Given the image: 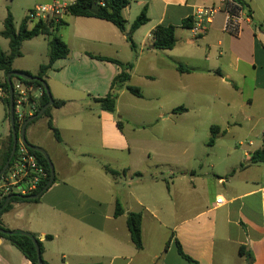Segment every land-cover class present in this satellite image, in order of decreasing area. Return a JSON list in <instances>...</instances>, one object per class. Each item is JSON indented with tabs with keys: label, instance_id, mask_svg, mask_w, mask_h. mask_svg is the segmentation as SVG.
<instances>
[{
	"label": "crops",
	"instance_id": "1",
	"mask_svg": "<svg viewBox=\"0 0 264 264\" xmlns=\"http://www.w3.org/2000/svg\"><path fill=\"white\" fill-rule=\"evenodd\" d=\"M75 1L36 0L34 6L54 2L70 6ZM241 1L245 4L247 21L239 36H231L224 30L228 0H132L123 12L127 22L125 32L98 18L65 15L66 35L60 34L63 26L57 31L68 45L70 55L56 61L46 78L53 98L66 103L51 112L62 141H56L50 131L57 145L49 144L47 149L37 139H27L30 126L26 131L28 143L49 155L56 182L60 178V183L55 182L38 202L13 203L0 217L3 227L36 235L43 244L42 258L47 264H189L179 255L177 242L199 264H264V163L250 162L251 153L264 149V0ZM145 8L149 22L131 35L136 46L134 51L128 34ZM201 8H214L216 14L206 35L194 39L183 23L194 18ZM31 10L33 7L27 12ZM160 25L176 28L174 49H155L153 31ZM32 27L29 22V28ZM92 56L133 63L129 85L143 90L154 86L162 89L150 95L142 91L143 97L137 98L150 102L169 100L173 105L167 117L177 115L173 113L177 108L184 107L186 111L178 114H186L190 111L188 106L205 102L228 109L227 118L232 122L227 121L229 132L238 127L247 128L248 139L239 148L222 146V151L227 149L223 156L214 160L209 156L208 162L200 163V169L216 170L219 166L227 169L224 175L215 173L213 180L210 175H204L212 183L210 191H204L207 179L203 175L196 171H192L191 176L181 173L179 179L183 184L177 191L180 204L164 209L163 203L173 201L178 178H172L167 197L160 198L155 191L151 194L134 191L128 178L141 176L135 166H121L126 173L113 177L105 167L119 171L116 159L93 164L70 159L67 149L79 152L83 146L78 137L82 134L89 137L96 148L120 149V132L110 113L102 111L94 100L110 93L112 82L122 68ZM179 64L190 72L180 73ZM40 66L33 76L38 74ZM13 69L30 73L26 69ZM127 92L122 90L118 101ZM179 105L182 106L175 107ZM94 106L101 114L94 113ZM61 114L68 118L61 121ZM45 119L47 125L48 119ZM85 122L90 123L86 128L82 126ZM31 126L33 136L35 123ZM11 132L10 126L0 140V166ZM67 132L75 138L67 140ZM254 134L256 140L252 139ZM224 135L227 132L220 128L217 140L225 138ZM211 146L214 150L217 142ZM63 158L70 164L69 172L64 169ZM98 164H101L103 184L92 191L79 187L80 180L77 183L74 180L75 172L79 174L82 170L84 176L87 167H98ZM152 183L159 182L156 179ZM142 188L153 189L152 186ZM123 191L125 193L121 194ZM218 198L224 199L223 206L216 204ZM118 202L125 213L115 217ZM30 205L36 210L29 216ZM129 213L143 215L142 250H137L131 241L127 226ZM0 264L32 263L0 237Z\"/></svg>",
	"mask_w": 264,
	"mask_h": 264
},
{
	"label": "rangeland",
	"instance_id": "2",
	"mask_svg": "<svg viewBox=\"0 0 264 264\" xmlns=\"http://www.w3.org/2000/svg\"><path fill=\"white\" fill-rule=\"evenodd\" d=\"M35 3L36 0H0V51L10 54L9 41L1 36L8 12L13 15L15 27L19 30L23 19L29 12H27V9L33 7L34 10L36 7L34 6ZM35 22H30V27L34 26ZM65 27L60 28V34L66 35L63 30ZM58 33L56 31V36H59ZM49 41L48 38L40 36L25 42L21 49L22 56L15 60L13 67L15 69L29 70L31 74L35 75L38 67L48 62L50 55ZM3 75V73H0V83L4 82L5 77ZM1 77L4 78L1 79ZM140 89L145 91L146 95H150L153 91H162L160 86L144 88L145 90ZM210 89L213 90V88ZM216 90H219V88ZM172 105L165 98L150 102L149 99H138L129 92L125 93L118 101L116 112L110 114L111 120L115 123L114 126L120 132V149L103 150L96 148L89 142L90 138L82 134L78 137V141L80 140L83 146L79 152L67 149L70 159L73 162L80 161L87 162V164L91 162L93 164L94 161L103 163V160L108 161L113 158L118 161L115 163H118L119 171H122L121 166H135L136 171L141 173V176L135 175L132 178H128L134 191L137 193H152L155 191L160 195V198H162L161 196L167 197V188L171 184L172 178H178L173 201H166L165 204H162L164 209H167L170 205L178 207L180 198L177 191L182 188L183 184L181 179H179L181 178V173H188L191 176V172L196 171L199 175H203L202 177L204 178H206L204 175H210L212 180L215 173L224 175L227 171L224 166H219L216 170H212L209 168L200 169L199 165L201 162H208L209 156L212 160L223 156L227 149L222 151V146H227V148L237 146L239 148L240 145L247 141L248 130L246 127H238V129L235 128L229 132L227 121H231L227 118L228 109L217 104L201 102L194 106H188L190 111L186 114H171L167 117L170 114ZM93 108L95 110L93 112L96 115L101 112L97 106ZM66 118L68 117L63 114L59 116L61 121H65ZM89 124L85 122L82 126L86 128ZM214 125L226 131L227 135H224L225 138L219 139L220 141H216L217 147L213 150L210 145V139L211 127ZM10 126V112L3 102L0 101V140L6 136ZM32 128L30 126L28 129V140L37 139V142H41L47 149H49V144L51 146L57 145L51 132L47 129L45 118L35 122L33 136L31 135ZM65 138L71 140L75 137L71 132H67L65 133ZM252 139L256 140L255 134L252 135ZM62 163L64 169L69 172L70 164L66 160ZM99 165L101 164H98V167H87V174H84V176L82 170H80L81 172L79 171V174L78 171L75 172L74 180L76 183L80 180L77 185L87 191H92L98 184H103L100 178ZM58 179L60 178H57L56 184L60 183ZM156 179L159 183L154 185L152 182ZM206 179L204 191H210L212 183L208 178ZM141 186H152L153 189L148 190ZM126 188H129L128 185ZM122 193L125 192L123 191ZM30 207L29 216L36 210L32 205Z\"/></svg>",
	"mask_w": 264,
	"mask_h": 264
},
{
	"label": "trees",
	"instance_id": "3",
	"mask_svg": "<svg viewBox=\"0 0 264 264\" xmlns=\"http://www.w3.org/2000/svg\"><path fill=\"white\" fill-rule=\"evenodd\" d=\"M132 0H76L74 4L67 7L66 15L73 16V17H91V18H98L104 21H107L109 23H112L115 27H117L120 31L125 32L126 30V19L124 18V10L130 6ZM236 2H240L243 6H245L244 2L241 0H235ZM98 10V14L95 15L92 13L91 10ZM193 18H189L188 20L184 21L183 26L190 29L193 26ZM149 22V18L147 15V8H145L141 14L138 16V18L134 21V23L131 26L130 33L128 34V40L131 43V48L135 51L136 46L132 41L131 35L136 32L139 28L146 25ZM65 25V22H61L60 24L55 23L52 20L49 21H43L39 20L34 23V26L30 29L29 28V21L27 17L23 19V22L21 24L20 29L17 31L15 27V22L12 14L9 12L7 18L4 21V29L1 32V36L9 41V47H10V54H6L3 51H0V72H3L5 75V82L0 83L1 86H3L6 90H9V84L7 81V76L12 71H16L13 69V63L14 61L22 56L21 48L24 42L30 41L36 37L44 36L48 38L49 41V47H50V56H49V62L45 65H41L38 74L36 77L40 78L42 81H34V82H27L24 81L26 84L34 86L36 89H40L43 92V95L41 97L40 101V108L37 114L48 104L49 102V96L45 91L44 84L46 82V78L48 75V72L53 68V65L56 61L59 59L67 58L70 55V49L68 45L64 42L63 39H61L59 36H56V31L61 27ZM153 40H154V47L157 50H172L176 47L177 39H176V28L174 26H163L160 25L156 27V29L153 31ZM95 59H98L100 61H106L111 62L114 64L119 65L122 68V72L113 80L110 93L102 99L94 100L95 103L99 105V108L102 111L108 112L110 114H114L116 112V106L117 101L119 98V94L122 90H127L129 93L134 95L135 97L142 98L143 92L140 88L134 87L129 85V82L132 77V71L134 69L133 63L123 64L120 61L110 59V58H104V57H94ZM177 69L180 73H189L190 70L186 68L185 66L179 64L177 65ZM22 72V71H20ZM28 75H32L28 72H22ZM33 76V75H32ZM14 79H18L15 77H12V81ZM3 104L6 106L7 110L10 111V100L7 99L3 102ZM65 101L55 100L53 106L50 107L43 116H40L33 122H31L29 126L34 124L36 121H38L41 118H47L48 119V129L52 132L54 138L56 141L61 142V133L60 131L53 125L52 122V109L53 108H62L65 106ZM181 111H186L184 107L177 108L174 110V114H178ZM120 125V123H118ZM27 127V129H28ZM16 129L19 131V125L16 124ZM220 136V128L218 126H212L211 127V139H210V145L215 144L216 140ZM13 149V135L11 132L10 138H9V144L6 149L3 162L0 166V172L4 168L6 162L9 160L11 153ZM33 151V150H32ZM33 153L37 156L39 162L44 165V167L47 169L49 173V180H51V168L48 164V161L43 156V154L33 151ZM250 162L252 164H260L264 163V149L255 151L251 153L250 155ZM105 171L110 174L113 177H120L123 176L126 171H116L109 167H105ZM56 182V178L54 180V183ZM53 183V184H54ZM45 188L43 187L39 192L43 191ZM47 191V190H46ZM45 191V192H46ZM38 192V193H39ZM11 196V195H9ZM6 196L3 199L0 200V207H2L6 201V199L9 197ZM40 200H27V197L17 196L14 195V198L11 200L10 204L7 205L1 212L0 217L8 212L12 206L13 203L18 202H38ZM125 211L123 206L118 202L116 204V210H115V217H120L124 215ZM142 221H143V215L142 213H129L127 217V226L130 232V237L132 243L135 245L137 250L143 249V240H142ZM0 237L8 240L13 246H15L32 264L38 263V255L37 251L34 245V242L32 238L26 234H31L28 232L23 231H16L17 234H12L8 229H5L2 225V222L0 220ZM33 238L36 239L38 242L41 252L43 253V244L39 240V238L31 234ZM47 238H51L48 236ZM170 242L166 244V249H168ZM177 250L179 255L185 259L189 264H199L197 261L192 259L190 256H188L181 244L177 242ZM251 257L253 255L251 254ZM43 259V258H42ZM43 264H47L43 260Z\"/></svg>",
	"mask_w": 264,
	"mask_h": 264
},
{
	"label": "built area",
	"instance_id": "4",
	"mask_svg": "<svg viewBox=\"0 0 264 264\" xmlns=\"http://www.w3.org/2000/svg\"><path fill=\"white\" fill-rule=\"evenodd\" d=\"M67 5L61 2L43 4L35 7L27 14L29 22L52 20L57 24L64 21ZM216 9L201 8L195 13L193 26L190 33L194 39H198L209 30ZM247 21L244 7L240 2L228 0L226 6V21L224 30L231 36H239L243 30V24ZM13 83V111L15 124L19 125V141L16 153L6 172L0 176V200L9 195L29 197L48 185L49 173L41 164L33 151L22 141L20 133L24 123L36 115L40 108L43 95L42 90L26 84L21 79H14ZM10 100L9 90L0 85V101ZM218 206H223V198L216 200Z\"/></svg>",
	"mask_w": 264,
	"mask_h": 264
},
{
	"label": "water",
	"instance_id": "5",
	"mask_svg": "<svg viewBox=\"0 0 264 264\" xmlns=\"http://www.w3.org/2000/svg\"><path fill=\"white\" fill-rule=\"evenodd\" d=\"M93 14L97 15L98 14V10H91ZM12 77H15V78H18V79H21L23 81H27V82H34V81H39L41 82L42 80L36 76H32V75H28V74H25V73H22L20 71H12L11 73L8 74L7 76V81H8V84H9V93H10V125H11V131H12V135H13V149H12V153H11V156L9 158V160L6 162L4 168L2 169V171L0 172V176L2 174H4L8 168V166L10 165L15 153H16V150H17V144H18V141H19V134H18V131L16 129V124H15V118H14V111H13V83H12ZM44 87H45V91L46 93L48 94L49 96V102L48 104L36 115L30 117L23 125L22 127V131L20 133V137L22 139V141L33 151H36V152H39L41 154H43V156L46 158V160L48 161V164L51 168V180L50 182L48 183V185L46 186V188L39 192L38 194L36 195H33V196H29L27 197V200H37L39 198H41L43 196V194L45 193L46 190H48L54 183V180H55V168L52 164V161L49 157V155L47 154V152L40 148V147H37V146H33L31 144L28 143L27 139H26V131H27V127L28 125L33 122L34 120H36L37 118H39L40 116H43L44 113L50 108L53 106V103H54V98L50 92V89L47 85V83L44 84ZM14 198V195H11L9 196L4 205L2 207H0V212L7 206L10 204L11 200ZM0 231L2 232V230L0 229ZM12 234H17L18 232L14 231V232H11ZM28 236H30L34 242V245H35V248H36V251H37V255H38V263L37 264H43V259H42V252H41V249H40V246L38 244V242L36 241L35 238H33L31 236V234H26Z\"/></svg>",
	"mask_w": 264,
	"mask_h": 264
}]
</instances>
